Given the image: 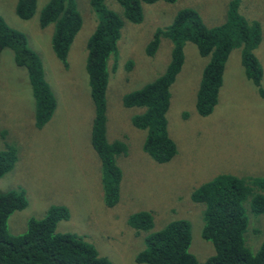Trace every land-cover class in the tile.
Instances as JSON below:
<instances>
[{
  "label": "rangeland",
  "instance_id": "obj_1",
  "mask_svg": "<svg viewBox=\"0 0 264 264\" xmlns=\"http://www.w3.org/2000/svg\"><path fill=\"white\" fill-rule=\"evenodd\" d=\"M16 1L0 0V16L24 33L41 59L43 77L56 105L50 119L36 127L27 72L15 63L13 51L4 49L0 55V150L14 149L16 160L0 177V191L22 192L26 199V206L8 217V232L20 234L29 219L42 218L51 205H64L69 218L56 223L57 232L83 236L113 264H141L136 256L144 248L145 235L185 219L191 231L189 251L204 261L214 247L202 237L204 206L193 199V192L201 184L229 174L248 188L244 239L247 248L256 252L264 240V211L253 208L255 195H264L260 184L264 180V0H237L238 13L261 30L253 50L262 70L260 84L247 76L241 47L232 49L215 106L207 115L199 114L195 103L209 56L200 55L194 42H184L182 64L169 87L165 113L176 152L164 163L145 151L147 132L133 123L145 107H126V95L168 68L172 51L168 38L159 39L155 52H147L157 29L169 26L183 9L196 11L207 27L218 26L226 21L232 0H140L142 19H123L108 58L105 91L104 136L109 143L124 145V151L115 157L121 176L113 205L106 204L102 164L91 142L95 105L85 64L97 13L90 0H74L82 24L69 45L65 66L53 52V24L40 25V11L48 0H36V10L28 19L18 17ZM104 1L122 15L116 0ZM143 210L153 216L147 232L130 223L131 216Z\"/></svg>",
  "mask_w": 264,
  "mask_h": 264
},
{
  "label": "trees",
  "instance_id": "obj_2",
  "mask_svg": "<svg viewBox=\"0 0 264 264\" xmlns=\"http://www.w3.org/2000/svg\"><path fill=\"white\" fill-rule=\"evenodd\" d=\"M116 1L122 8V15L110 9L104 0H90L98 19L88 39L85 64L95 105L91 142L102 164V188L107 205H113L118 199L121 173L115 157L124 151L123 144L109 143L104 136L107 62L116 47L123 19L131 22L142 19L140 0ZM142 1L149 3L156 0ZM15 9L18 17L28 19L36 10V0H17ZM237 10V0L230 1L226 21L207 27L196 11L183 9L169 26L155 31L147 52L152 54L157 49L159 39L168 38L172 43L168 68L154 81L127 94L125 106L145 107L143 114L133 118V123L135 127L146 130L144 148L156 162H167L176 152V146L167 132L165 113L169 103V87L182 64L185 41L194 42L200 55L209 56L196 94L195 104L199 114L207 115L215 106L227 58L232 49L238 46L241 47L247 76L257 85L260 84L262 70L253 50L259 43L261 30L257 23H248ZM39 21L41 26L53 24V52L66 66L69 45L82 24L74 0H48L40 11ZM6 48L13 51L15 63L27 72L34 98L35 125L41 127L50 119L56 105L54 95L43 77L42 61L29 46L24 33L9 26L0 16V55ZM15 160L14 149L0 150V177L13 166ZM261 183L264 186V180ZM247 194L245 183L229 174L217 176L193 192V199L204 206L202 237L214 247V253L206 260L198 261L189 251L190 224L185 219H177L145 235L144 248L137 254L136 262L264 264V240L256 252H251L245 244L248 218L244 200ZM25 206L26 199L22 192L0 191V264H113L83 236L56 231V223L69 218L64 205L49 206L42 218L29 219L24 232L10 234L7 230L8 217ZM253 208L264 211V195H255ZM130 223L137 230L147 232L153 224V216L149 211H139L131 216Z\"/></svg>",
  "mask_w": 264,
  "mask_h": 264
}]
</instances>
